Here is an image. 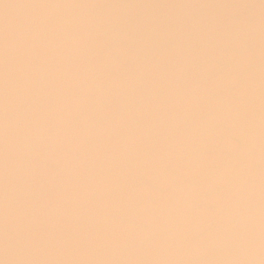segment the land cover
Masks as SVG:
<instances>
[{"label":"water","instance_id":"1","mask_svg":"<svg viewBox=\"0 0 264 264\" xmlns=\"http://www.w3.org/2000/svg\"><path fill=\"white\" fill-rule=\"evenodd\" d=\"M5 256L264 264V0H0Z\"/></svg>","mask_w":264,"mask_h":264},{"label":"clouds","instance_id":"2","mask_svg":"<svg viewBox=\"0 0 264 264\" xmlns=\"http://www.w3.org/2000/svg\"><path fill=\"white\" fill-rule=\"evenodd\" d=\"M5 84L7 85V72L5 74ZM6 92H7V89H6ZM0 264H8L6 256H5V258L0 259Z\"/></svg>","mask_w":264,"mask_h":264}]
</instances>
